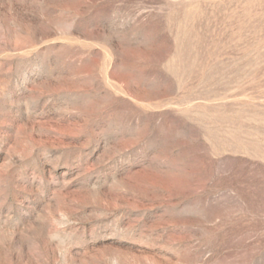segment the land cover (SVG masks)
<instances>
[{
	"label": "rangeland",
	"instance_id": "1",
	"mask_svg": "<svg viewBox=\"0 0 264 264\" xmlns=\"http://www.w3.org/2000/svg\"><path fill=\"white\" fill-rule=\"evenodd\" d=\"M0 264H264V0H0Z\"/></svg>",
	"mask_w": 264,
	"mask_h": 264
}]
</instances>
